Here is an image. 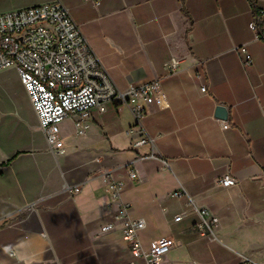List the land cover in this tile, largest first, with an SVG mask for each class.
Returning <instances> with one entry per match:
<instances>
[{
    "label": "crops",
    "instance_id": "0c3cea01",
    "mask_svg": "<svg viewBox=\"0 0 264 264\" xmlns=\"http://www.w3.org/2000/svg\"><path fill=\"white\" fill-rule=\"evenodd\" d=\"M53 1L0 0V14ZM61 1L118 89L159 79L165 103L140 122L127 104L93 109L81 136L69 117L54 152L25 91L29 132L0 149V264H140L120 227L100 231L121 202L146 220L144 247L170 240L160 264H264V39L249 27L264 0ZM144 138L152 143L134 147ZM130 168L137 178L116 201L106 173L127 180ZM225 175L236 184L221 186ZM66 184L81 190L65 194ZM178 189L216 220L214 237L198 230L187 196H171Z\"/></svg>",
    "mask_w": 264,
    "mask_h": 264
},
{
    "label": "built area",
    "instance_id": "2783aa9c",
    "mask_svg": "<svg viewBox=\"0 0 264 264\" xmlns=\"http://www.w3.org/2000/svg\"><path fill=\"white\" fill-rule=\"evenodd\" d=\"M92 1L96 6L100 4V0ZM249 27L264 39V8L257 9V15ZM238 50L243 56L244 65H252L253 58L246 47ZM178 63L179 60L173 57L165 68L174 73ZM8 68L17 70L40 128L54 152H59L64 146L56 127L69 117H78L75 129L76 134L81 136L85 133L84 118L93 109L112 103L127 104L140 122L150 106L161 107L165 103L159 79L131 85L124 91L118 89L74 21L69 8L61 0L0 14V72ZM201 90L207 93V86L204 85ZM230 126L222 122L223 129ZM146 143H152V140L141 139L134 143V147ZM136 178L137 172L133 168L129 169L127 180L112 171L107 172L106 179L114 200L120 199L127 181ZM235 184L236 181L230 175L220 180L223 187ZM80 190L79 185L66 184L63 192L73 196ZM171 196H187L188 210L199 212L202 219L197 225L198 230L214 237L213 224L216 220H209L207 211L199 210L193 198L183 189L173 191ZM130 212L129 204L119 203L112 220L103 223L100 231L110 232L120 227L124 241L129 245L132 255L141 261L140 264H160L171 249L170 240L164 236L151 241L147 248L144 247L140 233L147 227V222L144 218H131ZM182 217L183 214H180L175 221H180ZM242 264L255 263L246 258Z\"/></svg>",
    "mask_w": 264,
    "mask_h": 264
},
{
    "label": "rangeland",
    "instance_id": "374dc122",
    "mask_svg": "<svg viewBox=\"0 0 264 264\" xmlns=\"http://www.w3.org/2000/svg\"><path fill=\"white\" fill-rule=\"evenodd\" d=\"M27 102L17 70L0 72V149L24 143L31 125Z\"/></svg>",
    "mask_w": 264,
    "mask_h": 264
},
{
    "label": "water",
    "instance_id": "95a60500",
    "mask_svg": "<svg viewBox=\"0 0 264 264\" xmlns=\"http://www.w3.org/2000/svg\"><path fill=\"white\" fill-rule=\"evenodd\" d=\"M216 116L219 117L220 119H227L228 117V110L224 106H218L216 108Z\"/></svg>",
    "mask_w": 264,
    "mask_h": 264
},
{
    "label": "trees",
    "instance_id": "16d2710c",
    "mask_svg": "<svg viewBox=\"0 0 264 264\" xmlns=\"http://www.w3.org/2000/svg\"><path fill=\"white\" fill-rule=\"evenodd\" d=\"M250 2H251V4H252V6L255 7V3H254V1H253V0H250ZM255 15H257V9H256V8H255Z\"/></svg>",
    "mask_w": 264,
    "mask_h": 264
}]
</instances>
